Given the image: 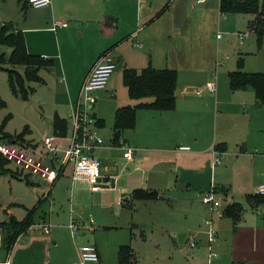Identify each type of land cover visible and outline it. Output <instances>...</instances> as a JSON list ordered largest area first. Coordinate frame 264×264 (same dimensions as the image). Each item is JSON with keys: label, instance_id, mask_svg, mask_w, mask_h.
<instances>
[{"label": "crops", "instance_id": "1", "mask_svg": "<svg viewBox=\"0 0 264 264\" xmlns=\"http://www.w3.org/2000/svg\"><path fill=\"white\" fill-rule=\"evenodd\" d=\"M64 1L66 0H50V3L44 6L45 10L50 12L40 17V25L20 28L15 24L14 26L21 29L24 35L40 32V49L32 50L35 51L34 54L53 59L52 68L41 69V76L43 71L49 75L52 74L53 69L59 73L66 72L65 62L60 55L62 48L58 34L54 35L56 44L54 43L53 48L50 46L51 42L48 44V41L43 38L45 33H54L60 29L61 38L75 32L81 36L86 33L88 38L92 36L95 39L94 46L80 59L74 53L72 54L71 64L73 66L74 62H77L78 66L80 62V71L70 81L60 84L65 97L54 102L49 114L43 117L45 122L43 136L55 135L52 131L55 115L67 120L66 134L59 136H66L69 133L68 123L73 105L78 99L82 80L102 52L110 50L112 53L116 68L109 76L105 87L95 92L94 114L97 122L93 128L104 141L94 155L100 163L103 175L102 187L92 190L83 174H77L75 178H72L71 166H68L66 172L52 184L25 182L33 186L31 187L33 193L30 191L28 202L25 203V196L22 198L25 213L27 208L37 203L41 195L49 191L46 221L50 222L51 226L46 231L36 229L22 232L7 255L0 247V264H4V260L7 264H61V256L66 252V247L61 242L63 231V235L68 238L66 230L69 213L66 214L65 209L72 203L75 210L89 209L92 216L93 213L95 216L93 228L78 234L79 240L84 239L85 235L91 237L90 233L98 229V223L103 228L128 227L130 231H135V228L140 227L137 212L142 210L147 215L154 213L158 221L165 220L163 218L165 213L168 215L170 225L184 226L188 233L193 231L197 242L195 246H190L188 236L186 246L191 251L186 253L185 264H207L209 247L217 252L213 258L214 264H264V196L258 201L247 199V194L252 193L258 184L264 182V154H262L264 151V105L256 102L251 86L231 89L228 77V72L238 69L237 61L240 58L243 63L239 69L244 72L253 71L244 68L241 49H239L235 69L218 71L215 58L213 67L214 72L217 71V84H215V91L211 92L206 88L207 82L215 79L210 77V68L197 71L191 66L192 63L201 61L208 47L206 37L213 29L212 22L217 26L224 23L232 32H235L236 28L238 32H242L244 27H248L253 16L249 13H223L219 10V0H205L195 5L191 0H152L150 2L146 0L144 2L142 0H83L92 8L85 10L86 17H80L81 14H75L74 9L61 10L59 6ZM108 3H111V6H108ZM183 3L186 7L182 6ZM96 4L99 9L94 7ZM187 5L192 9H188ZM139 10L143 16L140 17L141 21L137 20L134 28L127 29L129 32L125 36L126 39H131L133 46L132 52H128L125 48H120L124 42L113 41L115 37L112 38L111 35L118 28V20L121 22L123 19L125 22L129 15L133 16L134 20ZM28 18L27 16L26 19ZM63 18L68 22L66 26H57L55 30L50 29L54 21H62ZM167 18L170 21L164 25ZM28 23H30L29 20ZM147 27H152L150 29L158 27V34L160 28L162 34H169L165 46L158 43L159 36L156 39L151 38L154 37V32H147L145 36L140 35L141 29ZM24 37L29 51L27 38ZM216 37L220 38L219 34ZM246 37L239 38V43L242 44ZM175 43L180 45L181 49L176 50L172 56L170 44L172 46ZM155 49L158 51L154 54ZM57 54L60 55L58 58ZM75 59L77 61H74ZM148 65L154 68L176 70L175 107L172 110L138 109L134 128L125 129L119 143L116 144L112 142L115 110L123 105H135L150 99H131L127 89L125 96L116 98L115 79L120 73L122 82L124 67L139 70ZM209 67H212V59ZM256 72H264V69ZM219 75H221L220 80ZM73 78L76 81L75 85L72 83ZM44 80L46 84V79ZM103 103L106 106L103 107ZM110 109L112 113L109 116ZM106 112L108 116H105ZM225 120L229 122L224 123ZM31 132L32 130L25 138L32 144L41 145L43 136L36 140ZM60 143L65 146L68 139L64 138ZM127 147L132 148L131 158L123 156ZM215 151L222 152L221 161L218 163H212ZM61 182L66 185L65 195L61 187H56L57 183ZM134 188L155 189L158 197L134 199L132 198ZM221 188L226 192L220 190ZM208 190L226 197L222 198L221 204L214 209L200 198L201 194ZM175 191L195 194V199L198 201L196 205L201 207V214L191 221L188 220V214L176 217L174 220L172 210ZM55 202L60 205V211L56 210V216H53L54 208L52 207ZM231 202L241 204V211L236 217L223 213L224 207ZM157 209L159 213L156 212ZM6 213H12L9 207L6 208ZM78 214L75 215L78 216ZM209 216L212 219L211 226L217 234L216 240L210 245L207 240L208 225L204 222V219ZM140 234L145 238L142 227H140ZM127 243L130 244V242ZM114 245L115 264H117L119 244L117 242ZM131 247L134 252V256L131 257L132 264H137L138 259L134 251L136 246L133 243ZM97 249L99 260L93 264H110L105 257V248L97 247ZM69 250L70 252L77 250V244H72L71 240Z\"/></svg>", "mask_w": 264, "mask_h": 264}, {"label": "rangeland", "instance_id": "2", "mask_svg": "<svg viewBox=\"0 0 264 264\" xmlns=\"http://www.w3.org/2000/svg\"><path fill=\"white\" fill-rule=\"evenodd\" d=\"M142 1L144 2V0ZM146 1L150 2L152 0ZM61 3L62 5L59 6L61 10L74 9L75 14H81L80 17H86L85 10L87 8H92L86 1L83 0H66ZM101 5L104 6L103 2H101ZM108 6H111V3H108ZM182 6L186 7L184 3L182 4ZM94 7H98L99 9V6H97V4ZM187 7L190 10L192 9L189 5H187ZM47 12H50V10H45L44 7L35 8L29 5L26 9H21V5L18 0H0V20L4 22H11L17 25L19 28L30 27L31 25H40V17H42V15ZM250 15L253 16L252 14ZM27 16L29 17L28 19H26ZM140 17L143 16L139 10L135 15L134 20L133 16L130 15L126 17L127 19L125 22L123 21V19L121 20V22H119L118 20V28L116 32L111 35L112 38L115 37L113 41L124 42L120 48H125V50H127L128 52H132L133 46L131 45V39L125 38V36L129 32V30L127 29L134 28L137 20L139 22L141 21L142 18L140 19ZM28 20L30 21V23H28ZM169 21L170 20L167 18L164 25H167ZM59 22L68 23L65 18H63L62 21ZM160 27L162 28L161 25ZM212 27V31L208 33L206 37L208 47L206 48L201 61L191 64V66L194 67L195 70L201 71V69L210 68V77H214L215 79L214 81H212L217 84V71L214 72L213 67L214 59L216 58V67L218 66V71L224 72L228 69H235V63L239 58V49H241L242 51L241 53L244 60L245 69H249L253 72L264 69V39L262 45L258 47L255 34L251 32L248 27H244L242 32H247V37L243 41V43L240 44L238 36L239 32L237 28L236 31L238 33L236 31L232 32L231 30H229V26L224 25V23H221L219 26H217L214 24V22H212ZM150 28L152 27L142 28L140 35L145 36L147 32H154L155 35L151 38L156 39L157 36H159L158 43L165 46L169 34H162L161 28L158 34V27H155L153 29ZM60 32V29H58L54 33H45L43 35V38L48 41V44L49 42H51L50 46L54 48V43L56 44V38L54 37V35L58 34L59 39L61 40L60 44L62 48L60 55L65 62L66 72L64 73L61 71V73H59V71L53 69V73L49 75L46 73V71H43L42 76L46 79V84L27 82V85L32 90V93L27 100L16 97L11 93L8 85L7 73L4 70L0 69V99L4 102V106H0V128H2L4 132H19L25 125H27L29 129L32 130V136L36 140H39L40 136L42 137L45 131V122H43V117H46L49 114V111L50 109H52L54 102H56L57 100H61L63 96L65 97V92L64 90L62 91V89H60L63 88L60 87V84L65 81H70L71 78L75 77L80 71V62L78 63V66L77 62H74L73 66L71 64L72 54L74 53L80 59L81 57L86 55V52H88L90 48L95 44V39L92 36L88 38L86 33L85 35L81 36L77 35L74 32L70 36L61 38ZM217 34H219L220 38L216 37ZM24 36H26L27 38L29 52L34 53L35 51L32 49H40V32H31ZM172 36H174V34ZM158 43L157 45H159ZM170 48L172 50L171 54L172 56H174L176 50H180L181 46L175 43L172 46L170 44ZM83 50L85 51L82 52ZM0 51L9 52L8 48L4 46L0 47ZM156 51L158 50L155 49L154 54L156 53ZM146 53L148 54V51H146ZM60 55L57 54V58ZM211 59L212 67H209ZM74 61H77V59H75ZM18 70L22 71V68L18 67ZM194 75L201 76L197 73H194ZM220 76L221 75H219V80L221 78ZM72 83L74 85L76 84L75 78H73ZM115 83L117 91L116 98L125 96L126 88L121 82L120 73L119 76H117V79H115ZM252 98H254L253 95ZM104 106H106L105 103H103V107ZM111 113L112 109L109 110V116ZM106 115L108 116V112L105 113V116ZM225 122L229 121L225 120L224 123ZM37 148L38 151H40V144H38ZM6 167L9 173H16L14 169L15 167L9 161H7ZM9 173H6L7 175H0V221L8 219L9 214L6 213L7 207L11 209V212L15 217L22 218L25 215V209L22 206V204L24 203L22 201V198H24V196L26 197V203L29 200V194L31 195V192L33 193V191L31 190V187L33 186H29L28 184H26L23 178L19 179L17 177L11 176V174ZM29 181L32 184H40V182L38 181ZM56 187H61V191L63 195H65L66 185L64 183H57ZM173 198L175 200V202L173 203L174 208L172 210L174 220L176 219V217H180L181 215L185 216V214H188V220L191 221L201 214V207L196 205L198 201L195 199V194H187L181 191H175L173 192ZM52 208H54L53 216H56L57 211H60V205L55 202ZM67 208L65 209L66 214L69 213L67 226L70 220L80 221L87 225L89 223L90 216L92 217V219L94 217L93 220L95 221L94 213L92 216L91 211H88L89 209H85L86 211H77L74 209L75 206L73 205V203L71 205H67ZM156 212L159 213V210L157 209ZM75 214H78V216H76ZM137 218L139 220L140 227H142L145 231V238L140 234V227L135 228V231H130L128 227L103 228L101 224L98 223V229L93 233H90L91 237L85 235L84 239L79 240L77 239L79 235L84 233L88 229H82L80 231V234L76 235V237L73 238V235L71 234L70 228L68 226L66 233L68 234V238H70L68 239L63 235L64 231L61 235V242L63 246L66 247V252L61 256V264H77L79 262L78 250H75V252H70L69 250L70 240L72 244H77V247L82 243L90 242L94 243L98 248H105V257L107 258V263L110 264H115L116 261L114 244H117V242L119 245L125 242H130V244L132 243L131 245H133L134 243V245L136 246L134 251H136V258L138 259L137 264H185L187 259L186 253L191 251V249L186 246V240L190 233H192L193 231H190L188 233L184 226L176 227L174 225H170L168 221V215H166L165 213L163 214V218L165 220L161 219L160 221H158L157 219H155L154 213L152 215H147L142 210H139L137 212ZM93 220L91 223L92 226ZM39 222L42 223L46 221ZM33 224L35 223L29 225V227L27 228L28 231L36 229L34 228ZM48 224L49 226H51L50 222H48ZM20 234H22V232Z\"/></svg>", "mask_w": 264, "mask_h": 264}, {"label": "trees", "instance_id": "3", "mask_svg": "<svg viewBox=\"0 0 264 264\" xmlns=\"http://www.w3.org/2000/svg\"><path fill=\"white\" fill-rule=\"evenodd\" d=\"M3 1V0H1ZM21 9L28 6L27 0H18ZM219 10L223 13H249L253 18L248 24L249 29L255 34L257 45L260 46L264 38V0H219ZM7 47L9 52L0 51V69L7 73L8 85L11 93L23 100H27L32 90L27 82L44 84L45 80L40 75V69L50 70L53 59L43 57L40 54L30 53L26 47L24 32L11 22L0 20V47ZM238 69L228 72L229 85L231 89L251 86L254 90L256 102L264 105V72H244L239 68L242 59L237 61ZM22 68V71L18 70ZM176 70L171 68H154L151 65L141 69L124 67L122 69V83L126 87L131 99H147L135 105H123L118 107L113 115L112 142L118 144L125 129H133L135 126L136 111L138 109L172 110L175 107ZM0 106L4 102L0 99ZM5 121V120H4ZM52 131L55 135H65L67 131V120L55 115L52 123ZM30 129L25 125L22 130L15 133L4 132L0 128V142L35 147L25 137ZM216 149L218 147L216 146ZM7 159L0 154V175L9 173L6 163ZM16 171V170H15ZM14 177L23 178L26 183L32 184L29 179L19 172L9 173ZM218 189V188H217ZM216 189V190H217ZM223 192L225 189L221 188ZM48 192L41 195L36 204L27 208L22 218L15 217L9 213L7 220L0 221L1 242L0 247L7 253L11 250L14 242L21 232L27 230L30 224L46 221L48 215ZM158 197L155 189L134 188L132 198L154 199ZM263 195L247 194V199L258 201ZM241 211L238 202L228 203L223 213L236 217ZM130 244H120L117 250V264H132L131 257L134 256Z\"/></svg>", "mask_w": 264, "mask_h": 264}, {"label": "built area", "instance_id": "4", "mask_svg": "<svg viewBox=\"0 0 264 264\" xmlns=\"http://www.w3.org/2000/svg\"><path fill=\"white\" fill-rule=\"evenodd\" d=\"M140 1V0H139ZM192 3L199 4L205 0H191ZM31 7H44L50 3V0H27ZM65 22H54L50 29L55 30L57 26H66ZM238 36L243 39L247 32H239ZM116 62L112 53L107 50L102 52L89 72L85 76L77 101L73 105L69 119V133L66 136L45 135L41 139L40 151L38 146H24L11 143L0 142V154L6 158L15 167L14 169L29 180L52 184L62 173L66 172L68 166H71L72 178L77 174H83L87 178L90 188L97 190L102 187L103 175L100 169L98 158L95 157V151L103 144L102 138L94 130L97 122L94 114L96 103L95 92L105 87L109 76L114 72ZM206 88L215 91V82L209 81ZM68 139V143L63 146L60 141ZM132 148L127 147L123 153L124 158H131ZM264 154V151L262 152ZM222 152L215 151L212 163L221 161ZM254 195L264 196V182L258 184L252 191ZM201 200L214 209L221 204L222 198L215 194L213 190L205 191L201 194ZM92 217H89V223L86 225L80 221L70 220L68 226L73 237L80 234L82 229L91 230ZM211 217H206L204 222L208 225L207 240L209 245L216 240L217 234L211 226ZM37 222L34 228L46 231L49 228L48 222ZM35 229V230H36ZM1 242V234H0ZM197 239L194 233H190L188 244L195 246ZM79 262L77 264H93L98 262L99 253L94 243L86 242L78 245ZM217 252L209 247L207 253V264H214L213 258ZM7 264V261H3Z\"/></svg>", "mask_w": 264, "mask_h": 264}]
</instances>
